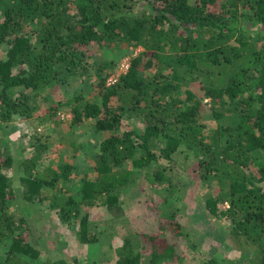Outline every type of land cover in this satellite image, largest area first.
Instances as JSON below:
<instances>
[{
    "label": "trees",
    "instance_id": "trees-1",
    "mask_svg": "<svg viewBox=\"0 0 264 264\" xmlns=\"http://www.w3.org/2000/svg\"><path fill=\"white\" fill-rule=\"evenodd\" d=\"M117 44L143 50L113 84H105L110 73L101 79L100 104L88 101L72 109V123L95 119L105 136L97 175L83 181L80 200L56 188L72 165L38 170L47 148L41 140L32 157L20 161V194L6 171L14 158L0 148V244L10 241L0 264H81L67 258L37 261L41 252L31 242L26 214L32 203L49 198L47 188L62 192L52 205L62 221L80 218L79 237L93 243L98 239H89L84 206L104 199L121 216L120 193L135 181L133 170L122 168L127 161L144 170V186L166 192L165 206L175 199V180L191 157L195 181L212 188L204 208L228 221L231 238L249 253L251 264H264V0H0V46L8 47L0 56V135L15 116H34L33 96L55 79L87 72L85 49ZM188 84H198L202 95ZM206 99L216 117L230 112L232 124L207 133L201 121ZM131 117L141 127L126 129L124 119ZM179 153L184 159L174 157ZM16 200H23L26 214H16ZM175 219V211L163 217L159 234L136 233L137 242L126 236L115 264H145V253L148 264L184 263L186 255L165 235L170 230L177 239L186 237ZM201 256L200 264H218L215 257Z\"/></svg>",
    "mask_w": 264,
    "mask_h": 264
},
{
    "label": "rangeland",
    "instance_id": "rangeland-1",
    "mask_svg": "<svg viewBox=\"0 0 264 264\" xmlns=\"http://www.w3.org/2000/svg\"><path fill=\"white\" fill-rule=\"evenodd\" d=\"M7 48L6 45L0 46L1 57L6 56ZM142 50L139 46L126 44L88 47L85 49L88 67L85 74L68 75L66 80L55 79L42 93L33 96L31 103L36 108L34 116H15L6 125L5 134L0 135V148L10 152L14 158L13 168L6 171L18 194L22 190L19 181L20 161L32 157L35 153L34 145L41 140L47 148L43 151L38 170L60 171L64 165H72L68 179H59L56 188L78 200L81 199L83 181L97 175L100 143L105 136L97 131L95 119H87L81 124L72 123V109L75 105L81 106L88 101L100 104L101 79L110 73L105 84H113L127 71L131 59ZM106 62H112L114 66H107ZM103 63V69H99ZM187 87L202 95L198 84H188ZM78 96L82 99L78 100ZM201 121L205 123L207 133H213L220 124H232L231 113L227 111L221 117H216L207 99ZM133 124L139 128L141 120L133 117L124 119L126 129L131 128ZM140 153L141 151L137 150L136 155ZM254 156L262 158V153L255 152ZM174 157L184 159L181 153ZM193 159L191 157L188 170L180 172L175 180L178 183L175 199L165 206H161V201L166 192L144 186V170L127 161L122 168L132 169L135 181L120 193L121 216L115 217L103 204L104 199L98 198L92 206H84L83 213L89 214V239H98L93 243L84 242L79 237L80 218L62 221L57 208L52 207L62 192L53 188H47L49 198L32 203L27 214L23 200L22 203L16 200V204L13 201L14 211L19 215L24 212L27 216L32 227L31 242L41 252L37 260L39 262L67 258L76 259L81 264H115L116 249L122 245L126 236L136 241L138 232L161 233V219L175 211V220L180 222L186 237L177 239L172 236L170 230H166L165 235L169 241L177 242L179 252L186 255V261L182 264H200L202 254L205 258L215 257L218 264H251L249 253L239 250L231 238L228 221L215 219L209 210L204 208L203 199L212 188L205 189L201 181H195ZM180 168L181 166L177 165L174 170L178 171ZM217 185L216 182L212 183L214 189ZM22 232H27V227H24ZM9 246V240L0 244V259H4ZM149 259V253H145L143 262L148 264Z\"/></svg>",
    "mask_w": 264,
    "mask_h": 264
},
{
    "label": "built area",
    "instance_id": "built-area-1",
    "mask_svg": "<svg viewBox=\"0 0 264 264\" xmlns=\"http://www.w3.org/2000/svg\"><path fill=\"white\" fill-rule=\"evenodd\" d=\"M128 68H129V66H128ZM128 68H127V70H128ZM112 82H114V81H112Z\"/></svg>",
    "mask_w": 264,
    "mask_h": 264
}]
</instances>
